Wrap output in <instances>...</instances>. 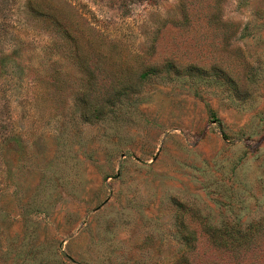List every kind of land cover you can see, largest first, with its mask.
<instances>
[{
	"label": "rangeland",
	"instance_id": "374dc122",
	"mask_svg": "<svg viewBox=\"0 0 264 264\" xmlns=\"http://www.w3.org/2000/svg\"><path fill=\"white\" fill-rule=\"evenodd\" d=\"M261 224L264 0H0V264H264L208 231Z\"/></svg>",
	"mask_w": 264,
	"mask_h": 264
},
{
	"label": "trees",
	"instance_id": "16d2710c",
	"mask_svg": "<svg viewBox=\"0 0 264 264\" xmlns=\"http://www.w3.org/2000/svg\"><path fill=\"white\" fill-rule=\"evenodd\" d=\"M59 23L62 22L59 21ZM258 230H264V224H261L256 227L251 225L247 228V231H239V233H237L239 234L238 237L232 236L230 240L221 238L219 230L213 227L209 228L208 231L211 233V237H213V239L218 240L220 244L225 245L226 247H230L232 249H246L254 243L255 240L251 238L253 237V235L257 234Z\"/></svg>",
	"mask_w": 264,
	"mask_h": 264
}]
</instances>
